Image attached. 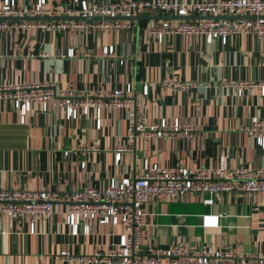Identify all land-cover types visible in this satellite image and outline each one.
Here are the masks:
<instances>
[{"label":"crops","instance_id":"0c3cea01","mask_svg":"<svg viewBox=\"0 0 264 264\" xmlns=\"http://www.w3.org/2000/svg\"><path fill=\"white\" fill-rule=\"evenodd\" d=\"M15 1L28 7L36 2ZM88 1L100 5L128 0ZM166 1L190 5L200 0ZM46 6L54 14L44 20H58L66 16L60 12L77 5L72 0H47ZM137 15L127 19L125 27L75 33L38 27L0 29V84L45 81L71 91L74 98H85L91 90L107 94L130 83L132 108L146 123L178 118L193 128V135L131 137L127 109L104 104L66 118L59 97L49 100L46 109L35 106L24 117L11 102H0V188L59 195L85 185L103 188L113 178H137L146 161L194 170L217 168L220 162L250 169L261 164L264 149L247 131L253 116L264 118V96L258 86L264 82V39L240 34L223 44L217 39L207 43L200 35L165 34L159 42L147 28L160 18L142 16L167 14L143 9L133 16ZM168 16H174L169 19L174 22L182 19ZM110 45L113 55L102 56ZM70 49L74 54L69 57ZM167 79L185 87L164 86ZM241 81L253 86L245 85L238 96L230 84ZM144 84L149 85L146 95ZM202 199L203 194L189 192L145 203V244L192 250L206 244L216 250L231 248L238 258L264 255V194L220 192L211 206ZM67 207L66 202H54L48 217L32 220L34 231L28 216L13 219L0 213V264H106L73 262L61 252L104 254L118 240L122 226L88 221V234L80 225L73 235L65 222ZM206 213L219 215L217 227L202 226ZM117 260L113 258V264ZM160 264L174 262L164 258Z\"/></svg>","mask_w":264,"mask_h":264},{"label":"built area","instance_id":"2783aa9c","mask_svg":"<svg viewBox=\"0 0 264 264\" xmlns=\"http://www.w3.org/2000/svg\"><path fill=\"white\" fill-rule=\"evenodd\" d=\"M73 7L63 10L66 16L79 18L44 20L41 17L51 16L54 10L46 6L47 0H36L32 6H19L15 0H0V29H30L80 32L87 29L103 30L120 28L127 25V18L143 9L162 14H175L182 19L174 22L169 19L153 21L147 28V34L161 42L165 34H183L203 36L207 43L227 40L240 34H252L258 40L264 39V0H200L190 5L171 3L166 0L126 2H108L94 5L88 0H72ZM193 14L213 16L210 18H187ZM250 16L225 18L222 16ZM121 17V18H119ZM114 47L105 46L102 56H112ZM70 49L67 56H73ZM122 62V60H121ZM164 86L184 88L185 84L171 79L163 80ZM241 95L245 85L252 83L241 81L230 84ZM260 95L264 96V82L258 84ZM149 85L144 84L143 94H147ZM133 87L128 83L124 88H114L107 94L96 90L88 92L85 98H74L72 92L56 89L49 82H31L26 84H0V102L9 101L24 117L35 106L46 109L51 99L60 98L59 104L66 109V118H75L79 111L88 114L91 108H100L102 104L126 108L128 112L129 135L150 137L180 136L190 137L193 128L178 118L168 121L160 118L157 122L146 123L145 117L132 108ZM95 97V98H93ZM99 123V122H98ZM259 148L264 149V118L253 116L247 131ZM69 153V150L64 152ZM119 158L120 153H116ZM84 167V163L81 164ZM189 192L203 194L202 203L211 206L214 196L220 192H248L264 194V159L253 169L244 165L230 168L220 162L217 168L207 170L190 169L185 166L164 167L157 163L144 162L143 172L133 180L112 179L103 188L82 186L59 195L56 192L0 188V213H6L13 219L28 216L31 220L30 231H34L35 216L48 217L54 202H66L65 222L73 235L82 231L88 234V221L99 224H120L122 233L112 247L104 254L94 252L90 256L77 255L64 250L61 256L67 260L80 263L113 264H160L164 258H172L174 264H264V255L246 254L236 257L231 248L212 249L206 244L197 250L184 247L147 246L144 241V204L151 199L161 197H181ZM219 215L203 214L202 226L217 227Z\"/></svg>","mask_w":264,"mask_h":264},{"label":"water","instance_id":"95a60500","mask_svg":"<svg viewBox=\"0 0 264 264\" xmlns=\"http://www.w3.org/2000/svg\"><path fill=\"white\" fill-rule=\"evenodd\" d=\"M139 17V15L137 16H132L130 18H127V19H131V18H137ZM142 17H146V18H149L151 19L152 17H155V18H160V19H170V18H173L174 16H168V15H164V16H142ZM210 17H213V16H202V15H195V16H187V18H210ZM222 17H225V18H239V17H250V16H247V15H244V16H240V15H237V16H222ZM46 19V18H51L49 16H44V17H41V19ZM52 18H56V17H52ZM61 18H65V19H68V18H79V17H68V16H65V17H61ZM121 18V17H119Z\"/></svg>","mask_w":264,"mask_h":264}]
</instances>
